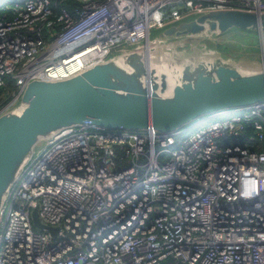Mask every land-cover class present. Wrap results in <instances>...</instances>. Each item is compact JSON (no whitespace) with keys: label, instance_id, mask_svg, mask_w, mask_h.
<instances>
[{"label":"built area","instance_id":"2783aa9c","mask_svg":"<svg viewBox=\"0 0 264 264\" xmlns=\"http://www.w3.org/2000/svg\"><path fill=\"white\" fill-rule=\"evenodd\" d=\"M219 9L264 0H0V116L32 80ZM0 264H264V103L171 134L84 124L39 142L0 208Z\"/></svg>","mask_w":264,"mask_h":264},{"label":"water","instance_id":"95a60500","mask_svg":"<svg viewBox=\"0 0 264 264\" xmlns=\"http://www.w3.org/2000/svg\"><path fill=\"white\" fill-rule=\"evenodd\" d=\"M234 28L258 33V68L241 67L205 41ZM160 30L152 50L142 45L70 78L26 85L24 106L0 116V208L35 146L64 128L171 134L200 116L264 103V13L211 10ZM160 51L165 59L154 61ZM32 220L38 229L57 231L40 221L37 208Z\"/></svg>","mask_w":264,"mask_h":264},{"label":"rangeland","instance_id":"374dc122","mask_svg":"<svg viewBox=\"0 0 264 264\" xmlns=\"http://www.w3.org/2000/svg\"><path fill=\"white\" fill-rule=\"evenodd\" d=\"M160 32L159 29H152L150 38L154 39ZM255 34L256 37L234 28L221 35L207 36L205 41L215 46L223 55L235 58L241 67L258 68L261 65V50L258 43V33ZM12 88V84H9L5 90L9 91Z\"/></svg>","mask_w":264,"mask_h":264},{"label":"bare ground","instance_id":"6f19581e","mask_svg":"<svg viewBox=\"0 0 264 264\" xmlns=\"http://www.w3.org/2000/svg\"><path fill=\"white\" fill-rule=\"evenodd\" d=\"M207 34H208V33H205V34H204V36H205V35H207ZM148 46H149V47H148ZM156 46L158 47V45H157V44H156L155 46H152V45H147V47L149 48L148 50H152V49H151V47H152V48H153V47H155V48H156ZM156 53H157V52H155V53H154V56H155V57H154V58H155V59H154V61H157V62H159L160 60H164V59H165V57H164V54H162V52H161V51L159 52V53H161V54H160L161 56H159V55H158L159 57L157 56V54H156ZM161 58H162V59H161Z\"/></svg>","mask_w":264,"mask_h":264},{"label":"trees","instance_id":"16d2710c","mask_svg":"<svg viewBox=\"0 0 264 264\" xmlns=\"http://www.w3.org/2000/svg\"><path fill=\"white\" fill-rule=\"evenodd\" d=\"M238 30H240V31H244V32H246L247 34H249V35H253V36H255L256 34V32L255 31H251V30H249V29H238ZM256 37V36H255ZM256 42V41H255Z\"/></svg>","mask_w":264,"mask_h":264}]
</instances>
